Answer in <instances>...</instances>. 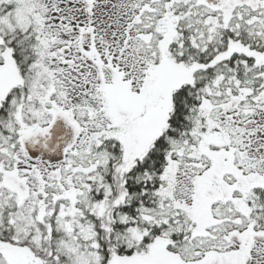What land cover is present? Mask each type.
<instances>
[{
  "label": "snow or ice",
  "instance_id": "snow-or-ice-1",
  "mask_svg": "<svg viewBox=\"0 0 264 264\" xmlns=\"http://www.w3.org/2000/svg\"><path fill=\"white\" fill-rule=\"evenodd\" d=\"M0 264H264V0H0Z\"/></svg>",
  "mask_w": 264,
  "mask_h": 264
},
{
  "label": "trees",
  "instance_id": "trees-1",
  "mask_svg": "<svg viewBox=\"0 0 264 264\" xmlns=\"http://www.w3.org/2000/svg\"><path fill=\"white\" fill-rule=\"evenodd\" d=\"M65 123V122H64ZM66 125V124H65ZM66 127H67V135H65L64 137H62V138H59L58 139V142L56 143V146L57 145H59V147H56L55 146V150H59L64 144H67V142L69 141V139H67L66 140V138H68L70 135H69V133H70V131H72V129H70V127L69 126H67L66 125ZM64 140H66L65 142H64ZM28 147H29V149H30V152H31V154L32 155H34V156H42L43 158H45V159H52V160H55V156H51V155H49V154H44V152H43V149H41V148H39V146L37 147V148H32L31 147V145H28Z\"/></svg>",
  "mask_w": 264,
  "mask_h": 264
},
{
  "label": "water",
  "instance_id": "water-1",
  "mask_svg": "<svg viewBox=\"0 0 264 264\" xmlns=\"http://www.w3.org/2000/svg\"><path fill=\"white\" fill-rule=\"evenodd\" d=\"M65 135H67V127L63 120H59L53 129V137L49 147L55 149L58 139L64 137Z\"/></svg>",
  "mask_w": 264,
  "mask_h": 264
},
{
  "label": "rangeland",
  "instance_id": "rangeland-1",
  "mask_svg": "<svg viewBox=\"0 0 264 264\" xmlns=\"http://www.w3.org/2000/svg\"><path fill=\"white\" fill-rule=\"evenodd\" d=\"M74 135V132H73V130H72V136ZM72 136L69 138H66V140L67 139H69V141L67 142V143H69L70 141H71V139H72ZM66 140H64V141H66ZM67 144H64L60 149H59V151L56 153V155H55V160H52V159H50L52 162H58L59 160H61V159H63V148L66 146Z\"/></svg>",
  "mask_w": 264,
  "mask_h": 264
},
{
  "label": "flooded vegetation",
  "instance_id": "flooded-vegetation-1",
  "mask_svg": "<svg viewBox=\"0 0 264 264\" xmlns=\"http://www.w3.org/2000/svg\"><path fill=\"white\" fill-rule=\"evenodd\" d=\"M71 129V128H70ZM69 138L72 136V131H70V133H69ZM65 142V141H64ZM59 151V150H58ZM57 150H55L54 152L53 151H48V150H44L43 149V152H44V154H49V155H51V156H55L56 155V153L58 152Z\"/></svg>",
  "mask_w": 264,
  "mask_h": 264
}]
</instances>
